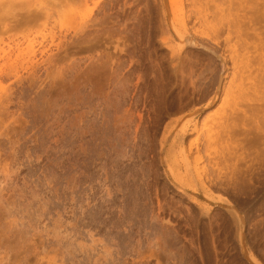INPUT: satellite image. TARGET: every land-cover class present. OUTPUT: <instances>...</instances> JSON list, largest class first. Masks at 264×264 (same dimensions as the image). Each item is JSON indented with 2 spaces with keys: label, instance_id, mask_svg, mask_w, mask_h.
<instances>
[{
  "label": "rangeland",
  "instance_id": "rangeland-1",
  "mask_svg": "<svg viewBox=\"0 0 264 264\" xmlns=\"http://www.w3.org/2000/svg\"><path fill=\"white\" fill-rule=\"evenodd\" d=\"M57 1L0 0V264H264V0Z\"/></svg>",
  "mask_w": 264,
  "mask_h": 264
},
{
  "label": "bare ground",
  "instance_id": "bare-ground-1",
  "mask_svg": "<svg viewBox=\"0 0 264 264\" xmlns=\"http://www.w3.org/2000/svg\"><path fill=\"white\" fill-rule=\"evenodd\" d=\"M52 4H54L55 6L56 5H59V4H61V2H58L57 0H52ZM22 4V3H21ZM7 6V5H6ZM7 8V7H6ZM10 8V7H9ZM12 8V7H11ZM9 10H11V9H9ZM7 12V13H6ZM12 13V11H5V13H6V17L7 16H12L11 15V13ZM46 15H50V12H46ZM4 16V15H3ZM14 16V15H13ZM29 16V15H28ZM47 17V16H46ZM29 21V20H28ZM27 21V22H28ZM26 22V23H27ZM19 24V23H18ZM16 25V24H15ZM3 27V29L2 30H4L5 29V31L7 30H11L12 28L11 27H9V26H7L6 24L4 25V26H2ZM15 27V26H14ZM11 28V29H10ZM179 35V34H178ZM177 35V36H178ZM179 38L181 37V35H179L178 36ZM183 38H184V36H183ZM182 37L180 38V41H182V43H183V41H184V39H183ZM193 46H195L196 48L199 46H197L195 43H193ZM199 48V47H198ZM221 91H222V89H219V88H217L216 90H215V92H214V94H213V96H212V98H211V102H210V104L211 105H215L219 100H220V95H221ZM206 108H204L203 110H200L199 112H197V114H200V113H202V112H204V110H205ZM190 123H191V118L187 121V122H185V123H183L181 126H179V128L176 130V132H174L175 133V135H173V138H171L172 139V141H170L171 142V144H169L168 146H166V144H162L161 145V153H163V156H161L164 160H165V162H169V166L172 168L171 169V171H175L176 169L174 168L176 165H174V162H176V160L178 159V158H181V160L182 161H184L185 162V174H181V173H175V176H178L179 178H185V177H187V178H190V179H192L194 176H197L198 178H200V176H201V171H202V169L203 168H201L200 167V162L202 161L201 159V156H200V152H199V148L197 147V146H195V147H193L194 145H192V144H190L189 146H188V154L187 155H185V152L181 149V150H179V145H178V141H177V138L178 139H183L184 140V138L186 137V136H188V127L190 126ZM222 124H223V122H221ZM207 124V122L204 120L203 122H202V125L205 127V125ZM218 125V124H217ZM224 126H226V125H222L221 126V130H218V129H216V127H215V129L216 130H218L217 132H209V135H208V137H206L207 138V140H206V145L207 146H210L211 147V144H213V143H215V142H217L218 140H223V138H225V136H228L229 137V135H231V133H232V131L229 129V127H224ZM208 127V126H207ZM217 128H220L219 126L217 127ZM211 130V129H210ZM215 130V131H216ZM223 134V135H222ZM221 137H223V138H221ZM167 138V137H166ZM182 140V141H183ZM180 142V141H179ZM181 143V145H182V143L183 142H180ZM180 145V146H181ZM206 146V147H207ZM176 147L178 148V150L176 149ZM208 148V147H207ZM206 149V148H205ZM205 151H207V149L205 150ZM193 156L194 155V157H193V159H194V163H193V165L191 166V161H189V156ZM208 157V156H207ZM162 159V160H163ZM179 161V160H178ZM177 163V162H176ZM216 164V163H215ZM172 165H174V167H172ZM178 171H180V168L179 169H177ZM173 173V172H172ZM177 174V175H176ZM173 175V174H172ZM174 176V177H175ZM178 177H175V178H178ZM178 178V179H179ZM226 199V198H225ZM222 201V200H221ZM227 201V200H226ZM227 205H228V207H231L232 208V204L230 203V201H227ZM236 215H237V218H238V220H239V223H240V226H241V230H240V234H239V243H240V247H241V250H242V252L244 253V258L246 259V261L249 263V264H261L256 258H255V256L253 255V253L251 252V251H247V249H246V246H245V239H244V233H243V227H244V225H245V219H244V216L242 215V214H240V213H238V212H236Z\"/></svg>",
  "mask_w": 264,
  "mask_h": 264
}]
</instances>
